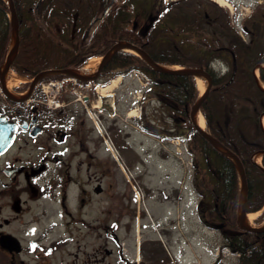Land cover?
<instances>
[{"label": "rangeland", "instance_id": "374dc122", "mask_svg": "<svg viewBox=\"0 0 264 264\" xmlns=\"http://www.w3.org/2000/svg\"><path fill=\"white\" fill-rule=\"evenodd\" d=\"M230 1L233 3L232 9L214 0H133L137 6L126 15L129 17L126 28L129 32L133 25L139 30L146 29L150 25L149 16H154L152 11L149 12L150 6L154 5L157 13L164 14L169 11L177 12L179 9H183L184 14H203L206 11L215 13L219 25L229 14L231 24L245 39H249L245 29L246 19L254 12L256 19L264 17V0ZM120 3L118 0L117 5ZM56 5L65 4L63 0H59ZM253 22V19L248 21L249 26ZM195 23L193 21L192 25L197 30ZM13 43L14 37L10 45ZM96 52V55L100 53ZM25 54V59H29L30 52ZM90 55L92 54L84 56L83 60L87 62ZM21 60L18 58L17 63L24 65ZM213 65L217 68L219 66L216 61ZM15 71L26 79L12 86L17 90L15 94L26 96L25 89L32 78ZM256 73L258 74L257 69ZM117 77L109 82L110 87L106 91H113L121 86L128 87L133 100L129 112L136 109L137 114L134 116L128 112L121 118V130L116 126L115 130L108 127V132H105L100 125V140L105 142L101 143L100 151L94 158L85 157L83 197L70 199V212H64L59 199L54 197L44 198L34 204L35 216L38 215L36 211L45 205L48 214L57 223L52 235L46 236L45 242L33 246V249L25 241L27 249L17 254L14 260L0 252V264H235L236 259L231 252L228 258L222 259V236L200 221L201 199L194 185V156L185 138L186 132L191 129L189 120L183 119L178 105L158 95L150 78L147 81L145 76L131 71L111 87ZM17 85L20 87L19 91H25L18 92ZM142 90H145L143 97L148 93L142 99L143 102L139 99L143 98ZM199 93L201 94L200 90ZM105 105H109L110 112L114 114V105L110 102ZM94 116L97 118L96 114ZM146 125L151 128L146 130ZM172 129L179 131L181 136L180 151L177 153L168 142L161 140L164 137L161 135H170ZM204 129H207V124ZM195 155L196 161L199 160L201 154L195 152ZM258 164L263 165L262 156ZM200 172L202 176L207 174L205 168ZM240 180L241 178L239 186ZM99 181L103 189L97 194L94 188ZM73 208L78 214L76 218L71 215L74 213L71 211ZM259 212L254 222L262 226L264 209ZM31 217L32 213L29 212L19 223L22 225ZM37 227L38 230L31 226L29 236L23 235L24 240L30 238L31 243L38 241L45 224H37ZM50 239L54 241L52 244L59 240L57 247L51 252L43 253L41 247L50 248ZM218 248L221 249L220 257L216 258L214 255Z\"/></svg>", "mask_w": 264, "mask_h": 264}, {"label": "trees", "instance_id": "16d2710c", "mask_svg": "<svg viewBox=\"0 0 264 264\" xmlns=\"http://www.w3.org/2000/svg\"><path fill=\"white\" fill-rule=\"evenodd\" d=\"M58 1L42 0L39 5L58 4ZM36 2L37 0H14L20 23V51L31 54L29 59L24 57L21 62L35 68L33 73L40 69L38 66L51 61L42 57L53 47L46 40L49 37V23L38 11L23 7L35 6ZM9 9L8 3L0 0V65L12 39ZM156 13H153L154 21L143 31L133 29L131 33H126L125 17L118 11L116 37L138 44L157 62L179 64L188 68L202 67L212 75V88L201 105L207 130L236 153L243 163L248 184L247 211L262 208L264 88L259 79L264 81V17L256 19L254 12L246 19L245 29L249 39H245L231 24L228 13L227 18L219 22L220 25L215 19V13L207 11L203 14H184L183 9H179L177 12ZM251 19L254 22L249 26L248 21ZM193 21L197 24V30L192 25ZM105 22L107 35H111L109 20ZM214 61L218 62L219 68L213 65ZM234 64L236 74L229 82ZM257 66L258 75L255 72ZM12 67L20 73L31 71V68L23 69L16 63ZM221 67H224L223 71ZM120 68L145 72L156 86L158 95L178 105L183 119L189 120L191 129L187 136L190 149L201 154V160L196 161L195 158L194 176L195 188L201 198V222L222 236L221 245L240 252L238 264H264V228L254 231L242 228L239 223L241 189L235 162L213 146L195 127L190 117L192 105L199 97L195 78L190 74L160 72L141 56L123 50L116 52L106 66L107 70H121ZM259 151L263 152L262 166L254 160L255 153ZM203 168L207 171V177L201 175Z\"/></svg>", "mask_w": 264, "mask_h": 264}, {"label": "flooded vegetation", "instance_id": "af4514ba", "mask_svg": "<svg viewBox=\"0 0 264 264\" xmlns=\"http://www.w3.org/2000/svg\"><path fill=\"white\" fill-rule=\"evenodd\" d=\"M119 1V5L118 0H63L65 5L23 6L25 9L38 11L49 23V37L46 40L53 47L49 48V53L42 58L51 61L41 64L37 67L40 69L33 73L35 68L17 63L18 58L26 57L19 49L12 63L23 69L31 68V71L26 73L30 76H35L40 71L59 68L80 70L84 56L95 54L96 51L104 54L121 40L116 37L117 12L126 17L137 5L133 0ZM107 7L108 10L103 15ZM150 7L149 12L155 13L154 5ZM106 20H109L111 35H107ZM149 20L151 24L154 16H149ZM127 22L126 19L125 23ZM133 29L137 30L135 25L130 31ZM125 32H129L126 27ZM115 53L94 79L82 80L63 72H50L29 90L27 99L9 100V104L0 108V121L6 120L16 128L12 143L6 150L0 151V252L8 255L10 259H16L17 254L27 249L25 241L28 245L31 244L32 249L37 244H43L57 225L45 205L36 211L38 215L35 216L34 204L44 198L54 197L59 199L64 212H70V199L83 197L85 157L94 158L100 151L101 143L105 142L100 140V125L104 127L105 132H108V127L115 130L117 126V129L119 127L121 130V118L129 114L133 100L128 87L121 86L113 91H106L114 76L120 74L125 78L129 71L121 68L106 69ZM1 82L0 78V84ZM43 82L48 84L44 87ZM30 85L31 83L29 87ZM15 90L10 91L18 98ZM19 90L20 87L18 92L28 91ZM144 92L145 90H142L141 97ZM146 96L141 98L142 102ZM108 102L114 105V114L110 112V106L105 105ZM145 128L151 126L146 125ZM171 131L170 135H161L165 141L170 142L175 134L179 133L174 129ZM105 140L109 141L108 138ZM100 185L102 184L99 181L94 188L97 194L102 192L97 191ZM71 211L74 212L71 215L76 218L78 214L75 209ZM29 212L32 217L23 220L25 223L22 226L19 220ZM37 224H45V229L38 238L39 242L31 243L30 238L24 240L23 235H28L31 226L38 230ZM52 239L48 243L51 244L50 248L41 245L43 253L51 252L57 247L59 240L52 244Z\"/></svg>", "mask_w": 264, "mask_h": 264}, {"label": "water", "instance_id": "95a60500", "mask_svg": "<svg viewBox=\"0 0 264 264\" xmlns=\"http://www.w3.org/2000/svg\"><path fill=\"white\" fill-rule=\"evenodd\" d=\"M9 1H10V3H9L10 10H11V22H12L13 34H14L15 41H14L13 46L9 49L7 56H6V59L4 61V64H3L4 68H3V72L1 74L2 82H4V76H5L6 72L9 70V68L11 67V58L15 53H17L18 48H19V43H20L19 21H18V17L16 14V8L14 5V0H9ZM40 1L41 0H38V3ZM107 10H108V7L104 10L103 15H105ZM120 48L121 49H123V48L132 49L137 54L141 55L149 64H151L156 70H158L160 72L190 74V75H193L195 78L199 75H206L208 78V86H207L205 92L199 97V99L192 106L191 112H190V115L195 122V115L197 114V112L199 110H201L200 108H201L202 102L208 96V94L211 90V87L213 85L212 75L206 69H204V68H180V69L167 68V67H165L164 64L157 62L144 48L138 46L137 44H135L133 42L120 40L117 43H115L112 46V48L109 49L104 54L103 59H102L101 63L99 64V67H98L96 74L98 73V71H100L103 68V66L109 60V58L112 56L114 51H117ZM50 71H52V72H63V73L78 77L82 80H91L95 77V76L80 73L79 71L74 70V69H70V68L51 69ZM47 73H48L47 70L39 72L35 76L34 80L31 83V89ZM235 74H236V65L234 64L233 74H232L231 80L229 82H231L233 80ZM15 100H21V99H15ZM195 124L199 128V130L203 134V136L213 146L221 149L226 155H228L232 160H234V162L236 163V165L238 167L239 175H240L241 181H242L241 187H242V192H243V199L241 201L240 212H239V222H240L241 227L244 229H250V230H254V231L263 229L264 226H257V227L249 226L248 222H247L248 184H247L245 169H244V166H243L241 159L238 157V155L236 153H234L232 150H230L229 148L224 146L216 137L211 135L207 130L202 129L196 122H195ZM15 129H16L15 126L11 125L6 120L0 121V151H4L11 144L12 140L14 139ZM101 189H102L101 187H98L97 191H100Z\"/></svg>", "mask_w": 264, "mask_h": 264}, {"label": "bare ground", "instance_id": "6f19581e", "mask_svg": "<svg viewBox=\"0 0 264 264\" xmlns=\"http://www.w3.org/2000/svg\"><path fill=\"white\" fill-rule=\"evenodd\" d=\"M217 3H219L220 5L223 6H227L228 8L232 9L233 8V3L230 0H214ZM128 49V48H127ZM101 57L100 56H93L91 57L89 60H87V62L80 68V70L84 73L87 74H93V72H95L98 68V65L100 63ZM165 67L170 68V69H180L181 65L179 64H165ZM120 78V76H118L111 84L115 85L118 81V79ZM6 85L8 87L9 90L13 89V85H16L18 81H23L26 80L23 76H21L18 72H16L13 69H10L7 73H6ZM196 85L198 87V89L201 91V94H203V92L206 90L207 85H208V78L206 75H199L196 77ZM262 87L264 88V82L262 81L261 83ZM103 91V90H102ZM131 115H136L137 111L136 109H132L131 110ZM195 122L201 127V128H205L206 125V118L205 115L203 114V112L201 110H199L197 112V114L195 115ZM261 153H258L255 155V159L257 162L261 161ZM258 211H254V212H249L247 214V222L249 226H257V224L254 222V220L258 217L259 212ZM264 224V221L263 223ZM192 264H198V263H192Z\"/></svg>", "mask_w": 264, "mask_h": 264}]
</instances>
